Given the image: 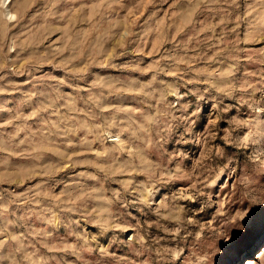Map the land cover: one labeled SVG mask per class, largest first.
Wrapping results in <instances>:
<instances>
[{
  "label": "rangeland",
  "instance_id": "obj_1",
  "mask_svg": "<svg viewBox=\"0 0 264 264\" xmlns=\"http://www.w3.org/2000/svg\"><path fill=\"white\" fill-rule=\"evenodd\" d=\"M4 1L0 264H264V0Z\"/></svg>",
  "mask_w": 264,
  "mask_h": 264
},
{
  "label": "bare ground",
  "instance_id": "obj_2",
  "mask_svg": "<svg viewBox=\"0 0 264 264\" xmlns=\"http://www.w3.org/2000/svg\"><path fill=\"white\" fill-rule=\"evenodd\" d=\"M6 2H10V1L9 0H5L4 4H6ZM11 16H13V13L11 14ZM246 261H247V264H251L252 263L250 258H248Z\"/></svg>",
  "mask_w": 264,
  "mask_h": 264
}]
</instances>
